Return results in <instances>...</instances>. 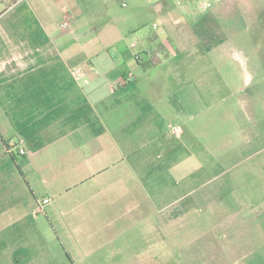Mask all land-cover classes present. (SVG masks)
<instances>
[{
  "label": "crops",
  "instance_id": "obj_1",
  "mask_svg": "<svg viewBox=\"0 0 264 264\" xmlns=\"http://www.w3.org/2000/svg\"><path fill=\"white\" fill-rule=\"evenodd\" d=\"M102 1L0 0V264H42L61 237L77 249L138 223L141 197L178 166L159 161L171 148L158 125L170 107L145 77L167 59L152 60L146 33L129 46L96 26ZM223 3L242 5L258 35L246 63L264 100V0Z\"/></svg>",
  "mask_w": 264,
  "mask_h": 264
},
{
  "label": "rangeland",
  "instance_id": "obj_2",
  "mask_svg": "<svg viewBox=\"0 0 264 264\" xmlns=\"http://www.w3.org/2000/svg\"><path fill=\"white\" fill-rule=\"evenodd\" d=\"M222 1L204 13L197 0L95 5L96 26L123 33L129 46L146 33L152 60L167 59L145 77L164 86L170 107L158 125L171 148L159 161L178 166L141 197L138 223L103 228L80 249L61 237L42 264H264V100L246 63L259 40L242 5Z\"/></svg>",
  "mask_w": 264,
  "mask_h": 264
},
{
  "label": "built area",
  "instance_id": "obj_3",
  "mask_svg": "<svg viewBox=\"0 0 264 264\" xmlns=\"http://www.w3.org/2000/svg\"><path fill=\"white\" fill-rule=\"evenodd\" d=\"M179 1H184V0H179ZM198 3H199V9L201 10V12H207L209 11L216 3H218L220 0H197ZM124 5V4H123ZM62 27H66L67 26V23H63L61 25ZM72 76L76 79V80H80L82 76V73L80 72L79 69H75L72 71ZM131 79V74L128 76V80ZM84 84H87L88 81L87 80H84L83 81ZM180 129L177 128V127H173V130H172V133L174 135H176L177 137L179 136L180 134ZM19 154H24V151L23 150H19ZM43 204H46L48 203V200H44L42 202Z\"/></svg>",
  "mask_w": 264,
  "mask_h": 264
},
{
  "label": "trees",
  "instance_id": "obj_4",
  "mask_svg": "<svg viewBox=\"0 0 264 264\" xmlns=\"http://www.w3.org/2000/svg\"><path fill=\"white\" fill-rule=\"evenodd\" d=\"M148 42H149V44H151V43L154 44V43H153V42H154L153 39L149 40ZM158 45L160 46V44H158Z\"/></svg>",
  "mask_w": 264,
  "mask_h": 264
}]
</instances>
